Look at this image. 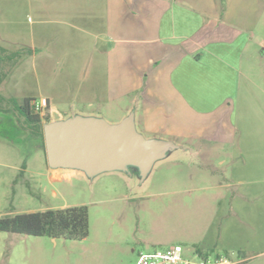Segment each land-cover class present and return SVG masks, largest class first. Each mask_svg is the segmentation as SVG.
<instances>
[{"label": "crops", "instance_id": "obj_1", "mask_svg": "<svg viewBox=\"0 0 264 264\" xmlns=\"http://www.w3.org/2000/svg\"><path fill=\"white\" fill-rule=\"evenodd\" d=\"M42 1L41 14L56 18L58 33L45 28L38 41L33 32L29 38L18 34L16 40H8L0 31V62L16 63L10 81L22 57L33 56L34 50L65 64H81L77 76L65 75L73 88L59 87L42 96L49 100L50 120L102 115L108 106L128 98L131 104L122 103L123 107L135 111L138 129L153 132L147 137L169 140L159 135L158 128L165 127L175 137L170 140L178 143L235 141L245 165L249 159L264 158V153L249 150L250 144L264 146V119H245L240 135L233 138L216 134L185 139L180 129L188 126L183 112L194 108L227 112V96L241 93L242 79L249 78L244 62L251 60L256 48L264 49V33H257L264 23V0ZM163 107L167 108L164 118ZM35 159L38 168L29 176V169L22 166L0 168V182L5 186L0 215L68 207H36L30 177L39 187L52 185L53 195L58 196L57 183L84 171L53 168L41 151ZM230 212L218 223V242L208 245V251L201 246L197 250L221 253L217 251L221 248L239 256L242 261L237 264H264L262 195L253 202L235 201Z\"/></svg>", "mask_w": 264, "mask_h": 264}, {"label": "rangeland", "instance_id": "obj_2", "mask_svg": "<svg viewBox=\"0 0 264 264\" xmlns=\"http://www.w3.org/2000/svg\"><path fill=\"white\" fill-rule=\"evenodd\" d=\"M43 2L0 0V31L8 40H16L18 34L29 38L33 32L38 41L45 28L58 33L60 24L56 18L41 14ZM257 33H264V23ZM34 51L33 56L27 53L22 57L12 82L9 76L16 63L8 59L0 62L1 95H12L20 101L26 97L39 100L50 90L73 88L65 75L72 72L77 76L81 64H65ZM244 66L249 78L242 79L241 93L227 96V112L196 108L183 112L188 126L180 129L185 139L216 134L233 138L240 135V124L245 119H264V49L256 48ZM125 99L93 117L117 124L122 116L135 115L134 110L123 107L131 104ZM0 108V168L22 166L29 169V176L38 168V151L47 159L39 134L41 125L26 122L8 100L0 101ZM163 110L162 118L167 108ZM158 129L162 137L175 138L165 127ZM138 131L146 137L153 133L142 128ZM250 145L249 150L264 153V146ZM187 146L191 148L186 150ZM172 147L154 161L145 175L135 165H130L129 170L109 168L92 175L75 171L57 183L58 196L53 195L52 185L39 187L30 177L37 195L36 207L87 205L89 235L83 240H54L49 236L0 231V264H136L140 252H155L176 244L184 247L186 257H195L200 246L208 251V245L218 242L221 235L219 221L231 213L235 201H257L260 194L264 199V158L249 159L245 165L235 141L174 142ZM4 189L0 182V200ZM217 251L225 253L221 248Z\"/></svg>", "mask_w": 264, "mask_h": 264}, {"label": "water", "instance_id": "obj_3", "mask_svg": "<svg viewBox=\"0 0 264 264\" xmlns=\"http://www.w3.org/2000/svg\"><path fill=\"white\" fill-rule=\"evenodd\" d=\"M48 164L96 174L109 168L138 167L147 174L155 160L173 149L172 140L148 138L138 131L132 113L117 124L93 116L74 115L45 123Z\"/></svg>", "mask_w": 264, "mask_h": 264}, {"label": "trees", "instance_id": "obj_4", "mask_svg": "<svg viewBox=\"0 0 264 264\" xmlns=\"http://www.w3.org/2000/svg\"><path fill=\"white\" fill-rule=\"evenodd\" d=\"M4 100L12 103L14 110L24 117L26 122L41 125L39 134L42 138V146L46 151L42 124L44 121L49 122L50 117L48 114L41 115L33 108V101L36 99L26 97L20 101L18 98L5 97L0 94V101ZM0 111L3 109L0 108ZM0 231L83 240L89 235L88 207L85 204H79L65 208H49L44 211L0 215Z\"/></svg>", "mask_w": 264, "mask_h": 264}, {"label": "built area", "instance_id": "obj_5", "mask_svg": "<svg viewBox=\"0 0 264 264\" xmlns=\"http://www.w3.org/2000/svg\"><path fill=\"white\" fill-rule=\"evenodd\" d=\"M49 100L43 97L33 101V108L40 114H45ZM195 257H186L184 247L176 244L155 252H140L136 264H237L241 258H233L228 253H199Z\"/></svg>", "mask_w": 264, "mask_h": 264}]
</instances>
